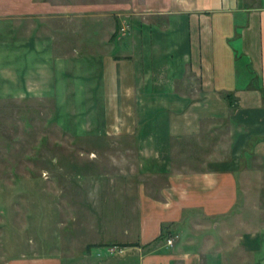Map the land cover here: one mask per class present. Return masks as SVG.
<instances>
[{
	"label": "crops",
	"instance_id": "obj_1",
	"mask_svg": "<svg viewBox=\"0 0 264 264\" xmlns=\"http://www.w3.org/2000/svg\"><path fill=\"white\" fill-rule=\"evenodd\" d=\"M0 3L39 7L41 22L57 29L66 15L83 17L94 40H115L112 31L129 19L130 36L122 33L98 65L106 71L105 120H120L130 136L136 119L142 141L136 188L121 181L108 191L110 215L122 216L109 223L115 229L106 225L98 240L2 243L10 250L0 264H264V224L256 222L264 214V0ZM9 47L5 63L20 72L11 86L31 96L33 66ZM149 145L154 154L145 158ZM12 248L23 251L13 257Z\"/></svg>",
	"mask_w": 264,
	"mask_h": 264
},
{
	"label": "rangeland",
	"instance_id": "obj_2",
	"mask_svg": "<svg viewBox=\"0 0 264 264\" xmlns=\"http://www.w3.org/2000/svg\"><path fill=\"white\" fill-rule=\"evenodd\" d=\"M57 4L67 3H52ZM28 5L0 3V244L98 240L103 227L115 229L109 223L122 219L110 215L109 193L119 191L121 181L136 188L139 180L137 120H130L135 127L130 136L120 120H105L106 71L98 65L117 38L121 42L122 33L130 36V20L122 21L115 40H94L89 20L66 15L57 29L54 22H41L42 9ZM44 36L47 48L38 49ZM9 46L33 66L31 96L11 86L20 72L5 63ZM109 128L117 134L108 135ZM147 149L145 158L154 154L150 145ZM125 218L129 223L135 217ZM256 222L264 224L263 213ZM4 250L10 249L0 246V253ZM22 251L12 248L10 253L14 257Z\"/></svg>",
	"mask_w": 264,
	"mask_h": 264
},
{
	"label": "built area",
	"instance_id": "obj_3",
	"mask_svg": "<svg viewBox=\"0 0 264 264\" xmlns=\"http://www.w3.org/2000/svg\"><path fill=\"white\" fill-rule=\"evenodd\" d=\"M177 237H171L170 239H168V245L169 246H173L174 242L176 241ZM110 253L111 254H115V253H119L122 254L123 253V249L120 247H111L110 248Z\"/></svg>",
	"mask_w": 264,
	"mask_h": 264
},
{
	"label": "trees",
	"instance_id": "obj_4",
	"mask_svg": "<svg viewBox=\"0 0 264 264\" xmlns=\"http://www.w3.org/2000/svg\"><path fill=\"white\" fill-rule=\"evenodd\" d=\"M119 29L120 28L117 29V31H116V33L114 35V38L117 36V32H119ZM261 92H262V96H263V99H264V89H261ZM107 246L110 247V246H113V245H107ZM122 246L128 247V246H133V245H131V244H125V245H122Z\"/></svg>",
	"mask_w": 264,
	"mask_h": 264
}]
</instances>
